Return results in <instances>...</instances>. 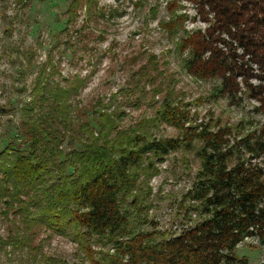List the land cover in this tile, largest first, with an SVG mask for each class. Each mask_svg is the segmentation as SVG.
Here are the masks:
<instances>
[{
    "label": "trees",
    "instance_id": "trees-1",
    "mask_svg": "<svg viewBox=\"0 0 264 264\" xmlns=\"http://www.w3.org/2000/svg\"><path fill=\"white\" fill-rule=\"evenodd\" d=\"M80 1L72 0L66 14ZM190 1L191 21L203 28L183 29L186 14L170 22L183 32L185 72L218 81L209 99L232 107L253 102L264 117V0ZM76 84L52 87L40 79L22 108L27 147L9 144L0 153L4 217L18 219L29 235L68 238L78 246L79 264H246L236 254L240 245L252 240L264 250V121L248 131L203 121L190 105L164 97L153 122L175 129V137L117 130L115 115H93V128L75 119ZM66 135L79 149H60ZM178 151L200 161L179 205L183 218L198 219L169 234L147 219L142 201L129 197L141 177Z\"/></svg>",
    "mask_w": 264,
    "mask_h": 264
},
{
    "label": "rangeland",
    "instance_id": "rangeland-1",
    "mask_svg": "<svg viewBox=\"0 0 264 264\" xmlns=\"http://www.w3.org/2000/svg\"><path fill=\"white\" fill-rule=\"evenodd\" d=\"M71 1L0 0V153L9 144L27 147L21 111L40 79L51 80L52 87L77 83L75 119L78 124L89 121L93 128V115H115L117 130L175 137V129L153 122L164 97L190 105L191 113L203 121L242 124L245 131L264 121L254 111L255 103L232 107L225 100H211L218 81L197 80L185 72L187 56L178 49L183 32L170 22L186 14L183 29L203 28L191 21L190 0H81L70 16L66 12ZM60 149L66 153L79 146L66 135ZM199 168L194 152L171 153L157 171L141 177L140 190L129 200L135 196L143 202L144 214L158 231L179 232L198 219L196 214L191 222L183 218L179 205ZM3 210L0 204V264L81 262L74 242L43 231L26 234L18 219L4 217ZM263 251L247 240L236 254L246 264H264Z\"/></svg>",
    "mask_w": 264,
    "mask_h": 264
}]
</instances>
